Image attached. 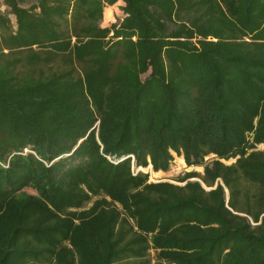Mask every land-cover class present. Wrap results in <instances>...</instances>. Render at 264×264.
<instances>
[{"label":"trees","instance_id":"16d2710c","mask_svg":"<svg viewBox=\"0 0 264 264\" xmlns=\"http://www.w3.org/2000/svg\"><path fill=\"white\" fill-rule=\"evenodd\" d=\"M1 8L0 264H264V0Z\"/></svg>","mask_w":264,"mask_h":264},{"label":"rangeland","instance_id":"374dc122","mask_svg":"<svg viewBox=\"0 0 264 264\" xmlns=\"http://www.w3.org/2000/svg\"><path fill=\"white\" fill-rule=\"evenodd\" d=\"M120 5H121V3H120ZM1 6H2V0H0V9H1V11H4V8H1ZM116 9H119V6H116ZM119 17L120 18L123 17L121 15V13H119ZM116 19H117V16H114V18H111V20L109 22H107L104 19L103 27H108L111 24L115 23ZM258 150L264 151V146H259ZM173 158H174V161L172 163L170 171L166 174L153 173L150 169L143 170V172L149 174V182L150 183L167 182V183L178 185V180L181 179L186 173L194 171V172L201 174L203 172V169L200 167L188 168L185 165L183 159L178 158L176 155H173ZM233 162L234 161H229L226 164L230 165Z\"/></svg>","mask_w":264,"mask_h":264},{"label":"crops","instance_id":"0c3cea01","mask_svg":"<svg viewBox=\"0 0 264 264\" xmlns=\"http://www.w3.org/2000/svg\"><path fill=\"white\" fill-rule=\"evenodd\" d=\"M120 3H121V2H120ZM120 3H118L117 5H115V6H113V7H109V9L111 10V18H114V16H117V18H120V17H119V13H121V11H120V9H116V6H119V8L123 6V4L121 3V5H120ZM117 8H118V7H117ZM107 9H108V8H107ZM107 9L104 10V14H105V11H106ZM121 15H122V13H121ZM120 19H121V18H120ZM160 174H163V173H160Z\"/></svg>","mask_w":264,"mask_h":264},{"label":"water","instance_id":"95a60500","mask_svg":"<svg viewBox=\"0 0 264 264\" xmlns=\"http://www.w3.org/2000/svg\"><path fill=\"white\" fill-rule=\"evenodd\" d=\"M191 181H192V182H195V181H197V180L194 179V180H191Z\"/></svg>","mask_w":264,"mask_h":264},{"label":"built area","instance_id":"2783aa9c","mask_svg":"<svg viewBox=\"0 0 264 264\" xmlns=\"http://www.w3.org/2000/svg\"><path fill=\"white\" fill-rule=\"evenodd\" d=\"M137 172V171H136Z\"/></svg>","mask_w":264,"mask_h":264}]
</instances>
